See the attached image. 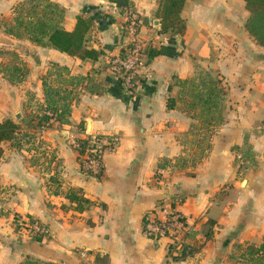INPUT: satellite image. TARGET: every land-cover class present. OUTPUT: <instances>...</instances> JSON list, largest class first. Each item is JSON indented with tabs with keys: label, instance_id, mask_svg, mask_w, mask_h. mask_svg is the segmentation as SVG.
<instances>
[{
	"label": "crops",
	"instance_id": "0c3cea01",
	"mask_svg": "<svg viewBox=\"0 0 264 264\" xmlns=\"http://www.w3.org/2000/svg\"><path fill=\"white\" fill-rule=\"evenodd\" d=\"M126 3L143 47L131 91L110 63L125 45ZM158 4L0 0V120L18 125L0 157V264H264L248 250L264 240V45L245 27L244 0H185L183 34L160 31ZM79 14L91 18L96 59L48 40ZM201 74L221 80L218 114ZM92 133L119 138L100 177L81 171L71 144ZM172 210L184 216L179 240L144 233L147 217ZM16 216L49 234L34 239Z\"/></svg>",
	"mask_w": 264,
	"mask_h": 264
},
{
	"label": "built area",
	"instance_id": "2783aa9c",
	"mask_svg": "<svg viewBox=\"0 0 264 264\" xmlns=\"http://www.w3.org/2000/svg\"><path fill=\"white\" fill-rule=\"evenodd\" d=\"M122 16L124 19L122 28L125 35L124 53L111 59L110 63L122 86L131 91L137 81V69L141 64L143 54L142 44L137 38L141 20L137 11L129 4L122 7ZM80 139L86 140L84 148L81 147L79 139H74L71 143L78 154L80 169L84 174L98 177L102 173L103 154L106 151L115 150L119 138L114 135L102 136L92 133ZM15 218L18 224L31 235L47 237L49 234L47 227L38 221L22 220L21 217L17 216ZM185 227L184 216L180 212L172 210L160 218L147 217L143 231L153 239L165 237L174 241L182 237Z\"/></svg>",
	"mask_w": 264,
	"mask_h": 264
},
{
	"label": "trees",
	"instance_id": "16d2710c",
	"mask_svg": "<svg viewBox=\"0 0 264 264\" xmlns=\"http://www.w3.org/2000/svg\"><path fill=\"white\" fill-rule=\"evenodd\" d=\"M185 3V0H159L158 7L155 11L156 18L160 22L161 32H173L177 34H183L185 31V22L180 16L181 9ZM128 4V3H126ZM124 4L123 6H125ZM244 7L248 11L249 16L246 19L245 27L253 39L260 45H264V0H244ZM91 18L84 15H77L74 27L71 30L64 28L54 27L48 34V40L50 44L59 51L65 52L70 56H76L80 59H96L101 51L88 47L87 45V32L91 27ZM123 49L120 54L122 55ZM159 50L153 47L147 49L148 59L156 56ZM212 84L211 89H208L206 95H216V89L218 88L219 81ZM173 100H169L168 106L173 105ZM53 112V108H49ZM44 120H48V116L43 115ZM221 120V119H219ZM18 128L11 118H4L0 120V157L3 154V143L10 140ZM82 148L86 145L85 139H79ZM208 145V144H207ZM206 145V147H207ZM100 177V175L98 176ZM69 197L73 201L88 203L86 199H83L76 194H70ZM34 239L41 240L43 237L40 235H32ZM249 253H258L264 258V240L258 246L248 247Z\"/></svg>",
	"mask_w": 264,
	"mask_h": 264
},
{
	"label": "rangeland",
	"instance_id": "374dc122",
	"mask_svg": "<svg viewBox=\"0 0 264 264\" xmlns=\"http://www.w3.org/2000/svg\"><path fill=\"white\" fill-rule=\"evenodd\" d=\"M201 75H202L203 78L200 77L199 80H198V82H197V84L198 85H201L200 91H201L202 94L200 93V96H203V95L206 94L207 90L208 89H211V87H212V84H210V86H208V84L203 85L204 80L205 81H213L214 83H216L217 81L220 82L221 80H218V76L216 74L215 75H212V74L207 75V74H205V76L203 74H201ZM183 91H184L183 92L184 94H182L183 97H185V98H187L189 100L191 98H194L195 97L194 95H195V91L196 90L192 89V92H190V89L185 88ZM223 94H224V91H223L221 85L218 84V88L216 89V95L213 96L215 98V104H214V106L216 108V114L219 113V110L222 111V108H223ZM201 109H202V106L201 105H198L197 107H195V111H197V113H200L201 112ZM215 117H217V115ZM218 118L217 119L215 118L216 119L215 120L216 122H214V125H217V122L219 121Z\"/></svg>",
	"mask_w": 264,
	"mask_h": 264
},
{
	"label": "water",
	"instance_id": "95a60500",
	"mask_svg": "<svg viewBox=\"0 0 264 264\" xmlns=\"http://www.w3.org/2000/svg\"><path fill=\"white\" fill-rule=\"evenodd\" d=\"M155 24H156V25L158 24V21H157V20H155Z\"/></svg>",
	"mask_w": 264,
	"mask_h": 264
}]
</instances>
